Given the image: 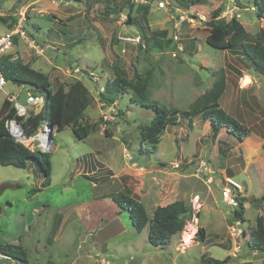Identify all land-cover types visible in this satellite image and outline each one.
Returning <instances> with one entry per match:
<instances>
[{
	"label": "rangeland",
	"instance_id": "rangeland-1",
	"mask_svg": "<svg viewBox=\"0 0 264 264\" xmlns=\"http://www.w3.org/2000/svg\"><path fill=\"white\" fill-rule=\"evenodd\" d=\"M33 1L0 0V33L16 29L19 13H24L28 37L45 50L36 53L16 34L15 50L21 61L50 66L42 70L48 72L54 88L63 81L83 80L95 100L82 115L89 130L85 138L71 127L57 130L54 126L53 144L47 151L53 166L50 186L33 193L44 175L31 161L26 166L0 165V243L22 247L27 261L13 258L16 264H203L204 253L227 258L223 264H264V253L248 244L257 217L264 216V76L240 63L236 53L210 46L205 22L224 4V18L229 20L230 13L239 11L246 28L256 30V20L264 18L260 0H205L189 8L178 0H165L167 8H160L158 0H133L150 3L151 27L169 30L174 43L162 51L140 47V36L130 34L139 29L126 23V9L114 18L98 0H68L75 9L67 18L64 6L56 4L60 0H38L41 5ZM116 1L128 7V0ZM124 26L123 36L134 40L118 36ZM119 41L128 44L125 52L119 48L124 53L119 63L128 77L149 74L147 101L167 109L189 108L213 85L215 71L226 69L228 86L222 105L247 125L249 136L237 142L226 128L216 135L208 123L195 118L190 127L188 118H182L180 124L166 128L151 152L141 128L151 124L153 111L131 91L114 105L98 96L114 77ZM77 66L82 71L73 70ZM246 73L251 77L250 89L241 86ZM28 90L8 82L0 93V109L7 92L33 108L27 103ZM33 111L45 117L43 103ZM228 143L234 144L232 150ZM223 147L227 151L222 152ZM227 177L243 186L238 194L245 213L236 236L231 231L233 208L223 197ZM127 192L144 203L150 216L159 206L184 200L192 204V217L170 243L154 245L149 241V226L136 231L128 211L114 201L115 194ZM199 227L205 228L207 241L196 238ZM187 232H192L193 242L186 245ZM9 263L0 258V264Z\"/></svg>",
	"mask_w": 264,
	"mask_h": 264
},
{
	"label": "trees",
	"instance_id": "trees-1",
	"mask_svg": "<svg viewBox=\"0 0 264 264\" xmlns=\"http://www.w3.org/2000/svg\"><path fill=\"white\" fill-rule=\"evenodd\" d=\"M106 7L107 15L119 18L124 10H127V24H135L140 31V47L151 46L153 50L162 51L171 47L174 39L169 37L168 29H155L150 26V3H135L128 0V7L116 0H98ZM205 0H178V4L184 8L202 3ZM261 2V3H259ZM260 11H264V0L258 1ZM225 5L221 4L210 13V18L206 20L208 35L206 42L217 49L236 53L238 59L264 74V38L260 35L252 37L244 24L233 17L227 20L222 16ZM0 18L1 17L0 15ZM18 35L15 36V44L18 42ZM21 38V37H20ZM17 50V49H16ZM18 51V50H17ZM19 52V51H18ZM11 55L0 56V69L9 82L17 85L27 86L30 91V84L36 85L39 94L46 93L47 104L42 112L30 111L26 117H21L28 135H34L38 127L47 119L50 124L56 126L57 130L71 127L80 138H85L89 134L87 125L82 121V115L88 106L93 104L95 98L89 87L81 79L67 80L54 88L48 75L35 69L30 63H24L21 59L11 60ZM122 58L116 57L118 64L114 65V77L105 83V87L99 92L100 101L114 105L121 95L131 91L143 106L153 111L151 124L141 128V135L144 141H150L151 152L155 150L161 141V136L169 126L180 124L182 118H188L190 127L195 118L201 117L204 121H210L214 134L218 135L220 130L226 128L238 141L244 140L250 134V129L228 113L221 105L228 83L226 69L215 71V81L195 102L187 109H167L156 103H149L150 76L146 74H135L129 78L124 68L121 67ZM120 61V63H119ZM122 110H120V115ZM16 115V109L11 105V101L5 99L0 109V165L14 164L16 166H26L30 161L37 164L44 175L40 187H35L33 193L41 191L42 187L51 185V174L53 171L52 159L49 152L40 150L32 151L20 143H16L8 134L5 121ZM229 144V143H228ZM226 145V142H225ZM230 146V145H229ZM227 151L223 147L222 152ZM144 152V151H143ZM108 173L111 170L108 169ZM114 201L130 215L132 226L136 231H142L149 226V241L154 245L168 244L172 236L182 231L187 221L192 217V204L177 200L165 206L156 208L153 216H150L143 202L134 197L130 192L115 194ZM245 205L242 201L234 211L235 219H243ZM196 238L200 241H207L204 227H199ZM249 247L253 251L264 253V216L260 215L256 219V227L252 231V236L248 241ZM0 254H6L12 258H17L23 262L27 261L26 253L20 245L12 243H0ZM203 264H223L227 258L220 260L211 256L202 255ZM47 264H57L48 261Z\"/></svg>",
	"mask_w": 264,
	"mask_h": 264
},
{
	"label": "built area",
	"instance_id": "built-area-1",
	"mask_svg": "<svg viewBox=\"0 0 264 264\" xmlns=\"http://www.w3.org/2000/svg\"><path fill=\"white\" fill-rule=\"evenodd\" d=\"M158 6L160 8H167L169 6V3L165 0H158ZM230 18L239 17V13H230ZM19 21L17 24V28L14 30H8L4 33H0V56L4 55H11V60H18L20 59L19 53L15 50V36L18 34L21 39H23L31 48H33L36 53L42 54L45 50L44 46H41L36 43L35 39H30L28 37V33L23 25V22L26 19V16L24 13H19ZM183 19H185V16H182ZM125 40H134V38L130 37H121ZM177 42L180 41V39L176 36ZM182 49V47H180ZM73 70L76 72L82 71L80 67H75ZM92 76H95L97 79H99V75L91 70L90 71ZM9 81L5 77L3 71L0 69V93L2 91H5V87ZM28 97H27V103L30 105H33V108H29L27 105L20 102L17 95L14 93L7 92L6 98L9 101H11V105L16 109V115L14 117L8 118L5 121V127L10 135V137L16 142L24 145L25 147L31 149L32 151L42 150V151H48L50 147H52L53 141L50 140L49 148H43L39 142L38 135L40 133V127H44L48 129V133L51 136V129H50V123L47 119H45L40 126L38 127L37 133L34 135H28L25 131V127L23 124V120L20 119L21 117H26L29 115L31 110H37L40 105L43 103V108L47 104V99L45 96H42V94H33L31 91L28 90ZM5 101V100H4ZM52 138V137H51ZM203 165H205V161H201ZM201 164V165H202ZM176 167H179V163L174 164ZM242 185L236 181L232 177H227L226 182L223 188V197L226 200V202L233 208V212L237 207L239 206V194L238 192L242 190ZM241 220L240 219H233V224L231 225V231L233 235H239L241 232ZM0 258L4 260L10 261L9 264H16L14 259L6 254H0Z\"/></svg>",
	"mask_w": 264,
	"mask_h": 264
},
{
	"label": "crops",
	"instance_id": "crops-1",
	"mask_svg": "<svg viewBox=\"0 0 264 264\" xmlns=\"http://www.w3.org/2000/svg\"><path fill=\"white\" fill-rule=\"evenodd\" d=\"M19 1V0H18ZM73 1V0H72ZM64 2V3H63ZM32 4H40L41 5V3L40 2H38V0H34L33 2H31ZM56 4H58L57 6L59 7V6H64V8H65V10L66 11H62V12H64L65 14H67L66 15V17L67 18H70L72 15L69 13L71 10H74L75 9V7L74 6H72L71 5V1H68V0H60V2H58V1H56ZM22 5V4H21ZM44 5V4H43ZM60 8V7H59ZM236 8H238L237 6H236ZM252 8H254V7H252ZM251 8V9H252ZM244 9L245 10H250V8H247V7H244ZM178 10H180V8L178 9ZM236 13H238L239 11H235ZM56 17V16H55ZM59 18V17H58ZM59 19H61V20H63V18H59ZM238 19H240V17L238 18ZM164 20H166V19H164ZM243 24H244V22L242 21V20H240ZM159 22H162V20H160ZM245 26V25H244ZM246 27V26H245ZM125 28H127L126 26H124V27H121L118 31H119V33H118V36L119 35H122L121 37H124L123 36V32L125 33V31H127V29H125ZM208 29V28H207ZM247 29V28H246ZM115 30L116 29H114V32H115ZM248 30V29H247ZM134 31V33H130V34H132V36L133 37H139L140 36V32L136 29V30H133ZM249 31V30H248ZM250 33H251V35H252V37H257L258 35H260V36H262L263 38H264V18L262 17L261 19H259V20H256V30H253V31H249ZM209 33V32H208ZM120 37V38H121ZM64 42V44H66L67 42L66 41H63ZM69 43V42H68ZM126 46H128V44L126 43V42H124V41H119L118 42V44H117V49H116V51H117V53L120 55V56H123L124 55V53L123 52H121L120 50H121V48H124V52H125V50H126ZM119 48H120V50H119ZM17 51V50H16ZM18 52V51H17ZM19 53V52H18ZM19 55H20V53H19ZM80 58V57H79ZM20 59H21V56H20ZM235 60V59H234ZM239 62L240 63H242L243 65H245L243 62H241L240 60H239ZM25 63V62H24ZM29 63V62H28ZM31 66L33 67V68H35V69H38V70H40V71H42L43 73H45L46 75H48V72L47 71H43L42 70V68H46V70L50 67V66H46V65H43V66H40V67H38V66H36L35 65V63H31ZM230 67L231 68H234L235 66L234 65H232V64H230ZM252 69V68H251ZM261 75H263L264 76V74H262V73H260ZM227 75H228V73H227ZM51 80V79H50ZM242 82H243V84L241 83V86L242 87H244V86H248L247 88L248 89H250L249 87L252 85L251 83H252V81H251V77H250V75L249 74H245L244 76H243V78H242ZM251 82V83H250ZM86 84V83H85ZM251 84V85H250ZM254 84V83H253ZM87 85V84H86ZM88 86V85H87ZM227 86H228V83H227ZM89 87V86H88ZM90 88V87H89ZM227 90V89H226ZM225 93H226V91H225ZM225 93H224V95H225ZM224 95H223V97L221 98V105H222V100H223V98H224ZM222 107H223V105H222ZM224 108V107H223ZM225 109V108H224ZM226 110V109H225ZM227 111V110H226ZM228 112V111H227ZM229 113V112H228ZM232 115V114H231ZM234 116V115H233ZM237 118V117H236ZM200 120L202 123H204V124H206V123H208L209 124V126H208V128H210L211 130H212V125H211V122L210 121H204L201 117H197L196 118V120ZM237 119H239V118H237ZM240 120V119H239ZM241 121V120H240ZM176 126V125H175ZM191 127H193V126H191ZM230 134V133H229ZM231 135V137H233L235 140H236V138L232 135V134H230ZM161 142V141H160ZM220 142V141H219ZM237 142H238V140H237ZM230 145V147H231V150L234 148V144H232V143H230L229 144ZM230 150V151H231ZM143 152V151H142ZM182 162V161H181ZM102 165H104L103 163H102ZM87 178H89V179H91V177H87ZM94 179H95V177H94ZM93 179V180H94Z\"/></svg>",
	"mask_w": 264,
	"mask_h": 264
},
{
	"label": "bare ground",
	"instance_id": "bare-ground-1",
	"mask_svg": "<svg viewBox=\"0 0 264 264\" xmlns=\"http://www.w3.org/2000/svg\"><path fill=\"white\" fill-rule=\"evenodd\" d=\"M38 138H39V142L43 148H49L50 140L53 139V137L51 138V136L49 135L48 129H46L42 126L40 127V133L38 135ZM192 240H193L192 232H187L184 235V241H185L186 245L191 244L193 242Z\"/></svg>",
	"mask_w": 264,
	"mask_h": 264
},
{
	"label": "water",
	"instance_id": "water-1",
	"mask_svg": "<svg viewBox=\"0 0 264 264\" xmlns=\"http://www.w3.org/2000/svg\"><path fill=\"white\" fill-rule=\"evenodd\" d=\"M30 91L33 93V94H37L39 92V90H37L36 88V85L34 84H30ZM47 97H49L47 95ZM50 129H51V137H53V131H54V125L53 124H50ZM2 212V205H0V214Z\"/></svg>",
	"mask_w": 264,
	"mask_h": 264
}]
</instances>
